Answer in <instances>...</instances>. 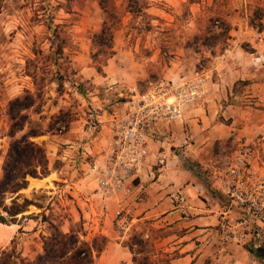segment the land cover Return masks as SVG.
Instances as JSON below:
<instances>
[{"label": "rangeland", "instance_id": "obj_1", "mask_svg": "<svg viewBox=\"0 0 264 264\" xmlns=\"http://www.w3.org/2000/svg\"><path fill=\"white\" fill-rule=\"evenodd\" d=\"M99 1L0 0V176L10 143L7 104L35 90L27 60L38 50L52 57L59 41L52 36L55 25H62L72 41L60 59L67 64L60 67L63 86L52 64L44 99L27 112L29 120L17 134L40 133L31 140L44 147L55 178L29 189L28 180L16 195H21L20 203L24 198L32 203L14 219L0 206L7 220L0 222V256L15 251L23 264L33 260L43 252L54 225L64 232L73 227L90 243L109 227L105 237L125 245L141 238L154 244L159 236L178 232L158 228L153 216L138 220L147 212L138 205L147 194H133L136 178L120 192H98L113 152L115 125L139 106L151 113L154 138L166 140L171 155L178 154L232 210L226 222L233 241L249 247L258 232L261 237L255 239L264 245V0H149L144 10L149 16L138 12L142 8L133 5L136 0H115L122 19L114 33L115 55L102 71L91 57V33L100 31L106 20ZM208 142L201 150L205 162L190 154ZM242 161L259 213L254 207H238L223 192L222 178ZM11 199L5 203L10 205ZM120 205L133 218L129 239L119 237L112 223ZM241 221L245 226H239ZM216 228L221 231L222 226ZM101 256L95 264H107ZM157 258L165 264L164 254ZM227 261L213 257L203 264Z\"/></svg>", "mask_w": 264, "mask_h": 264}, {"label": "trees", "instance_id": "obj_2", "mask_svg": "<svg viewBox=\"0 0 264 264\" xmlns=\"http://www.w3.org/2000/svg\"><path fill=\"white\" fill-rule=\"evenodd\" d=\"M100 5L106 14L100 31L91 33L92 40V62L102 71L103 66L107 65L110 58L115 55L114 50V33L117 26L121 22V14L117 11L118 7L115 0H100ZM132 0H128L131 4ZM136 7L140 6L142 14L149 16L144 10L149 8V0H136L133 2ZM131 5L130 7H133ZM129 6L126 5V9ZM136 13L137 10H127ZM230 30L227 25L224 35ZM52 36L59 40L56 44L52 57L44 55L41 50L35 51V57L27 60L26 72L33 78L35 90H26L24 94L11 99L6 108V114L10 120L8 136L10 137L9 147L3 157L0 176V206L12 219L17 214L27 210L32 203L24 198L20 203L18 200L20 194L16 195L28 185V178H44L50 174L49 158L44 147L31 140L32 136H37L38 131L25 133L20 137L17 134L22 131L29 120V110L36 108L45 95V83L52 64L56 67L59 86H63V75L60 74V67H66L64 61H60L64 57V48L71 46V36L62 25H55ZM228 38V36H227ZM69 61V60H67ZM70 68V67H69ZM69 70V69H68ZM7 198L11 199V204L5 203ZM0 222L7 223L6 216L0 215ZM54 231L49 235L43 246V252L39 253L33 260L24 264H95L97 257L105 249L108 242L107 237L94 238L93 242L81 240L77 230L72 227L69 232L62 231L58 226L54 225ZM140 236V235H139ZM139 243H131L127 245L133 252V264H160L157 258L165 255V264H170L167 253L157 249L155 244H149L147 240L139 239ZM138 245V249L134 250V245ZM256 243L246 247L250 252L257 254L264 259V245ZM176 255H173L175 257ZM15 251H4L0 256V264H23V260Z\"/></svg>", "mask_w": 264, "mask_h": 264}, {"label": "crops", "instance_id": "obj_3", "mask_svg": "<svg viewBox=\"0 0 264 264\" xmlns=\"http://www.w3.org/2000/svg\"><path fill=\"white\" fill-rule=\"evenodd\" d=\"M166 144V140L157 139L149 143L148 154L136 173L137 184H133V194L140 191L147 194L138 204L146 208L147 212L138 220L153 216L154 224L158 228L178 230L164 237L159 236L154 241L159 249L172 256L170 264H203L205 260L213 257L216 261L221 258L228 259L222 264H264V259L257 252H250L242 242L233 241L235 238L225 240L223 228L220 231L216 227L228 225L226 221L232 210L224 205L218 193L206 186L197 173L183 164L178 154L171 155V147L167 148ZM208 145L209 142L207 145H200L198 150H191L190 154L205 162L208 158L201 154V150ZM186 154H189L188 149ZM178 191L185 193L188 198L185 207L171 201L172 195ZM110 233L109 227L106 231L103 230L105 236L109 237ZM145 235L150 238L149 233ZM250 240L253 239L250 237ZM256 243L260 244L254 238V244ZM218 255L220 258H217ZM103 256L108 261L107 264H133L134 255L131 249L117 241L108 240L101 257Z\"/></svg>", "mask_w": 264, "mask_h": 264}, {"label": "built area", "instance_id": "obj_4", "mask_svg": "<svg viewBox=\"0 0 264 264\" xmlns=\"http://www.w3.org/2000/svg\"><path fill=\"white\" fill-rule=\"evenodd\" d=\"M151 120L152 116L147 111V108L139 106L127 117L116 123L112 141L113 152L108 157V170L102 174L100 179L99 193L120 192L125 189L126 183H133L139 167L148 154L149 143L155 139V134H157V130L152 126ZM245 166L244 161H242L236 170L224 175L225 177L222 178L223 192L226 198L228 197V200L235 202L238 207L243 209L254 207L259 213L261 211H259L258 200L252 194H249L247 190V182L245 181L247 169ZM187 199L186 194L180 191L171 197L172 203L180 207L187 205ZM112 223L119 237L123 239L131 237L134 222L130 212L124 206L120 205L115 210ZM240 225L245 226L242 221L239 223ZM222 228L226 241L235 238L228 225L225 224ZM253 236L254 238L261 237L258 232L254 233ZM145 238H148V235H145Z\"/></svg>", "mask_w": 264, "mask_h": 264}, {"label": "bare ground", "instance_id": "obj_5", "mask_svg": "<svg viewBox=\"0 0 264 264\" xmlns=\"http://www.w3.org/2000/svg\"><path fill=\"white\" fill-rule=\"evenodd\" d=\"M55 178V173L52 172L47 177L39 179V178H33L29 177L28 180L30 181V184L28 186V189L35 186H40L48 181H52Z\"/></svg>", "mask_w": 264, "mask_h": 264}]
</instances>
